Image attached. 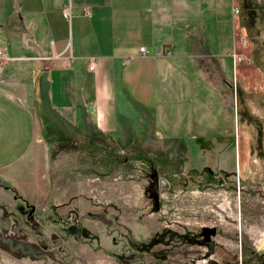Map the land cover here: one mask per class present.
<instances>
[{
    "label": "rangeland",
    "instance_id": "rangeland-1",
    "mask_svg": "<svg viewBox=\"0 0 264 264\" xmlns=\"http://www.w3.org/2000/svg\"><path fill=\"white\" fill-rule=\"evenodd\" d=\"M255 9L227 2L225 21L212 26L218 39L196 43L201 57L188 56L194 43L185 47L177 63L188 93L174 70L177 101L155 112L149 144L99 147L100 183L86 184L95 205L61 215L15 199L0 182V264H264V5ZM79 138L86 148L88 137ZM155 176L169 187L153 191ZM31 205L61 246L5 226Z\"/></svg>",
    "mask_w": 264,
    "mask_h": 264
},
{
    "label": "crops",
    "instance_id": "crops-1",
    "mask_svg": "<svg viewBox=\"0 0 264 264\" xmlns=\"http://www.w3.org/2000/svg\"><path fill=\"white\" fill-rule=\"evenodd\" d=\"M66 2L70 20L63 16ZM227 2L0 0V181L45 211L65 215L95 205L96 194L86 184L100 183L99 147H144L147 132H155L159 122L155 112L160 108L163 116L164 106L177 101L174 70L188 93V75L177 63L185 47L194 43L188 56L201 57L196 43H204V36L206 42L218 39L212 26L219 17L225 21ZM243 2L254 9L264 5ZM83 7L91 9L90 16ZM90 57L98 59L93 71ZM49 104L88 137L86 148L78 141L54 148L47 141L40 108ZM65 183L75 188L64 191Z\"/></svg>",
    "mask_w": 264,
    "mask_h": 264
},
{
    "label": "trees",
    "instance_id": "trees-1",
    "mask_svg": "<svg viewBox=\"0 0 264 264\" xmlns=\"http://www.w3.org/2000/svg\"><path fill=\"white\" fill-rule=\"evenodd\" d=\"M249 116L251 117V114ZM40 117L42 119V130L44 131L47 141L49 143L51 141L52 145H54V148H59V147L63 148L64 146L71 145L73 142L75 141L77 142L78 139H80L79 137L82 136L80 131L71 128L67 124V122L61 116H59V114L56 111H54V109H52L50 104L47 106H42L40 108ZM152 133L153 130H150L148 132V135L145 138V141L143 142L144 146L148 143V140L152 136ZM156 154L157 157H159L160 152L158 151ZM4 187L6 189H11L14 192L15 199L19 201L24 200V202L26 201L25 198L20 193H18V190L15 189V187H13L12 185L4 184ZM100 217L103 219L104 215ZM103 220L106 222L105 218Z\"/></svg>",
    "mask_w": 264,
    "mask_h": 264
},
{
    "label": "flooded vegetation",
    "instance_id": "flooded-vegetation-1",
    "mask_svg": "<svg viewBox=\"0 0 264 264\" xmlns=\"http://www.w3.org/2000/svg\"><path fill=\"white\" fill-rule=\"evenodd\" d=\"M160 184L161 182L159 181V179H156V176H155V178L152 179L150 183L151 189L155 191L158 188L159 190ZM33 214H34L33 208L28 207L27 211H25L24 209V212L21 213L20 216L13 215L11 217L12 218L11 223L5 226L9 227L11 225L15 231L21 234H24L26 232L36 240H43L39 238V236L44 234V232L40 229V227L37 226L35 219L33 217ZM0 221H2V219ZM28 224L29 226H27ZM33 232H36L37 235H34ZM44 243L46 244L45 241ZM207 245H210V241H207Z\"/></svg>",
    "mask_w": 264,
    "mask_h": 264
},
{
    "label": "built area",
    "instance_id": "built-area-1",
    "mask_svg": "<svg viewBox=\"0 0 264 264\" xmlns=\"http://www.w3.org/2000/svg\"><path fill=\"white\" fill-rule=\"evenodd\" d=\"M82 12L85 16H90L91 15V9L88 7H83ZM63 16L66 17L68 20L71 19V5L70 2H66L64 8H63ZM140 51L145 53L146 50L144 47L140 48ZM167 55H170V52L167 51L166 52ZM234 55V64H237L239 61L242 60V56L238 55L236 52L233 53ZM0 56H1V52H0ZM98 64V59L96 57H90V62H89V66L88 69L91 71L96 69V66Z\"/></svg>",
    "mask_w": 264,
    "mask_h": 264
},
{
    "label": "water",
    "instance_id": "water-1",
    "mask_svg": "<svg viewBox=\"0 0 264 264\" xmlns=\"http://www.w3.org/2000/svg\"><path fill=\"white\" fill-rule=\"evenodd\" d=\"M159 181L161 182L159 187L160 189H165L166 187H169L168 180L166 178H159ZM39 238L43 239L46 244L50 247L61 246L63 242L62 239H57L56 241H53L49 236L45 234L40 235Z\"/></svg>",
    "mask_w": 264,
    "mask_h": 264
}]
</instances>
